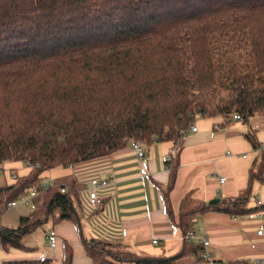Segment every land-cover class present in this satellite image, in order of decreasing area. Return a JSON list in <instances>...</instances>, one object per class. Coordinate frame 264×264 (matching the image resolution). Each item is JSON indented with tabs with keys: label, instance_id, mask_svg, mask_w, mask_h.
Here are the masks:
<instances>
[{
	"label": "trees",
	"instance_id": "1",
	"mask_svg": "<svg viewBox=\"0 0 264 264\" xmlns=\"http://www.w3.org/2000/svg\"><path fill=\"white\" fill-rule=\"evenodd\" d=\"M233 114L243 122L264 114V0H0V168L12 161L30 168L0 187V200L37 192L17 226L0 225V246L26 248L23 236L48 219L72 220L80 230L83 185L72 174L46 185L45 170L108 155L131 140H156L175 148L165 161L167 181L157 186L181 248L138 254L80 234L81 244L91 264L202 258V244L185 237L197 214L249 212V189L211 204L189 202L187 192L176 213L170 192L189 122L219 115L224 125ZM71 262L62 240V264Z\"/></svg>",
	"mask_w": 264,
	"mask_h": 264
},
{
	"label": "crops",
	"instance_id": "2",
	"mask_svg": "<svg viewBox=\"0 0 264 264\" xmlns=\"http://www.w3.org/2000/svg\"><path fill=\"white\" fill-rule=\"evenodd\" d=\"M222 120V117L214 120L213 117L196 116L192 121L196 130L185 131L176 180L170 192L171 204L176 213L187 192L190 193L189 202H208L212 198L233 197L248 188L247 206L252 210L228 213L212 208L197 214L191 229L197 236L208 239L209 259L188 253L176 264H250L264 259V149L253 147L244 135L251 133L259 145L264 143V114H255L247 122L231 120L221 125ZM173 149L170 141L155 140L144 144V154L138 158L128 141L108 155L63 167L65 172H58L53 180L72 174L83 185L76 208L85 237L117 240L138 254L161 256L177 252L182 246L181 233L167 219L157 186L167 181L165 161ZM15 162L19 161H12L7 167L6 162L3 163L0 187L12 183L18 176L13 167ZM23 165L29 171V166ZM251 168L258 173L251 175ZM48 171L50 169L43 173ZM106 172H111L112 177L108 187L98 192L103 202L91 205L84 186L91 177H102ZM221 176L224 177L222 181ZM31 208L16 199L15 205L0 210V225L17 226ZM50 229L58 233L55 246L49 245ZM261 229L263 234H258ZM75 231L70 221H47L23 236L26 248L9 246L3 249L0 246V264L44 258L47 259L44 264H62L63 238L73 246L71 264H91ZM38 239L46 243L45 246H38ZM191 242L199 243L196 239Z\"/></svg>",
	"mask_w": 264,
	"mask_h": 264
},
{
	"label": "built area",
	"instance_id": "3",
	"mask_svg": "<svg viewBox=\"0 0 264 264\" xmlns=\"http://www.w3.org/2000/svg\"><path fill=\"white\" fill-rule=\"evenodd\" d=\"M230 119L234 120V121L235 120H241L239 114H233ZM186 130L193 132L196 130V125L193 122H189L185 131ZM131 147L135 150L138 158H141L143 156L144 144L142 142L131 140ZM259 147L261 149H264V143H261ZM174 152H175V148L173 149L171 154H174ZM171 154H169L167 158H170ZM111 177H112V173L106 172L104 174V176H102V177H91L90 179H88V181L86 182V184L84 186L85 187L84 189L86 191V196H87V200H88L89 204H91V205H101L102 204L103 198L101 197V195H99L98 192H99V190L108 187ZM220 180L221 181L224 180V177L221 176ZM51 184H52V181H49L46 185H51ZM46 185L44 187H46ZM36 195H37V192L35 190H31L26 194L18 196L16 199L21 200V201L25 202L26 204H29L31 207H33L34 205L32 202V198ZM16 199L9 200L5 203H3L0 200V209L15 205ZM258 203H259V201H257V204ZM258 234H263V230L262 229L258 230ZM47 237H48L49 245L55 246V244L57 242V234H56L54 229L49 230ZM185 237L188 240H191V239L198 240L202 244L201 257L203 259H209L210 253H209V249L207 248L209 241L205 236H203V235L197 236L195 234V230L191 229V230L186 232ZM152 241L156 242V239H153ZM250 264H264V259H256L255 261H253Z\"/></svg>",
	"mask_w": 264,
	"mask_h": 264
},
{
	"label": "rangeland",
	"instance_id": "4",
	"mask_svg": "<svg viewBox=\"0 0 264 264\" xmlns=\"http://www.w3.org/2000/svg\"><path fill=\"white\" fill-rule=\"evenodd\" d=\"M199 117V116H198ZM221 117L219 116V115H216V116H214L213 117V119L214 120H219ZM230 121H231V119H230ZM6 165V167L7 166H9V164H11L10 162H6L5 163ZM24 164V163H23ZM22 164V161H19V162H15L14 163V165H13V167H14V170H15V172H16V174H18V175H23V174H25V173H27L28 172V169L24 166ZM59 172V174L60 173H63V172H65V169L63 168V166H56V167H53V169L52 168H50V171H48V172H46V173H43L42 174V179L43 180H45L44 182H49V181H53V178H55L58 174ZM47 221H51L52 222V220L51 219H48ZM62 221H70L72 224H73V226H74V228H75V233L77 234L76 236H77V238H78V242H79V244H81V240H80V234L83 236V237H85V229L82 227V226H80L81 228H80V230H79V228L77 227V225H76V223L75 222H73L72 220H68V219H64V220H60V221H58V222H54V223H59V222H62ZM46 223V222H45ZM80 224H81V221H80ZM44 225V224H43ZM42 226V225H41ZM40 227V226H39ZM39 227H37V228H39ZM37 228H35L34 230H37ZM41 228H43V227H41ZM48 230V229H47ZM55 230V229H54ZM55 232H56V234L58 235V233H57V231L55 230ZM64 240H66L65 238H63ZM58 240H59V238H58ZM38 246H45V244L46 243H44L41 239H38ZM69 244L71 243V242H69L68 240H66ZM71 245V244H70ZM82 245V244H81ZM71 248H72V259H73V246L71 245ZM61 250H62V241H61Z\"/></svg>",
	"mask_w": 264,
	"mask_h": 264
},
{
	"label": "water",
	"instance_id": "5",
	"mask_svg": "<svg viewBox=\"0 0 264 264\" xmlns=\"http://www.w3.org/2000/svg\"><path fill=\"white\" fill-rule=\"evenodd\" d=\"M218 200H219V198H212V199L208 200V203L209 204L216 203Z\"/></svg>",
	"mask_w": 264,
	"mask_h": 264
}]
</instances>
